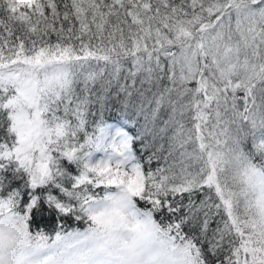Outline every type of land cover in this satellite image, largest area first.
Wrapping results in <instances>:
<instances>
[{
	"label": "snow or ice",
	"instance_id": "snow-or-ice-1",
	"mask_svg": "<svg viewBox=\"0 0 264 264\" xmlns=\"http://www.w3.org/2000/svg\"><path fill=\"white\" fill-rule=\"evenodd\" d=\"M0 264H264V0H0Z\"/></svg>",
	"mask_w": 264,
	"mask_h": 264
},
{
	"label": "trees",
	"instance_id": "trees-1",
	"mask_svg": "<svg viewBox=\"0 0 264 264\" xmlns=\"http://www.w3.org/2000/svg\"><path fill=\"white\" fill-rule=\"evenodd\" d=\"M109 122L116 123V121L114 119H111L110 117H109ZM38 222L44 231L51 233L56 223L55 212H52L51 210H47L42 216L38 217ZM65 227L67 228V230L70 231L73 228L81 227V225L78 222L70 220L65 225Z\"/></svg>",
	"mask_w": 264,
	"mask_h": 264
}]
</instances>
